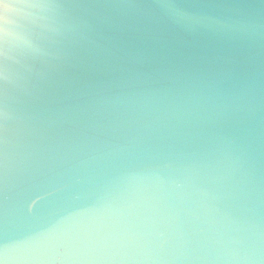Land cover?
I'll return each mask as SVG.
<instances>
[{"label":"clouds","instance_id":"9594fccd","mask_svg":"<svg viewBox=\"0 0 264 264\" xmlns=\"http://www.w3.org/2000/svg\"><path fill=\"white\" fill-rule=\"evenodd\" d=\"M0 264H264V0H0Z\"/></svg>","mask_w":264,"mask_h":264}]
</instances>
